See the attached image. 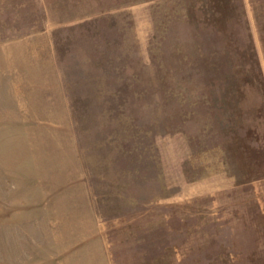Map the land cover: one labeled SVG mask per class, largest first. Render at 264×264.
Wrapping results in <instances>:
<instances>
[{
	"label": "rangeland",
	"instance_id": "rangeland-1",
	"mask_svg": "<svg viewBox=\"0 0 264 264\" xmlns=\"http://www.w3.org/2000/svg\"><path fill=\"white\" fill-rule=\"evenodd\" d=\"M0 264H264V0H0Z\"/></svg>",
	"mask_w": 264,
	"mask_h": 264
}]
</instances>
